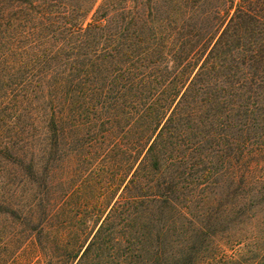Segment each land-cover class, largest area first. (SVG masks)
<instances>
[{
	"label": "trees",
	"instance_id": "1",
	"mask_svg": "<svg viewBox=\"0 0 264 264\" xmlns=\"http://www.w3.org/2000/svg\"><path fill=\"white\" fill-rule=\"evenodd\" d=\"M205 2L0 0V196L7 165L33 178L35 152L58 151L65 131L89 153L110 137L102 153L121 159L108 183L122 186L119 199L94 214L102 218L79 258L121 223L140 226L141 213L149 223L159 222L154 210L188 214L179 199L222 182L229 195L243 190V209L264 202L249 163L264 152L254 131L264 129V0ZM153 255L135 264H168Z\"/></svg>",
	"mask_w": 264,
	"mask_h": 264
},
{
	"label": "rangeland",
	"instance_id": "2",
	"mask_svg": "<svg viewBox=\"0 0 264 264\" xmlns=\"http://www.w3.org/2000/svg\"><path fill=\"white\" fill-rule=\"evenodd\" d=\"M219 3L220 0H207L204 5L211 8ZM256 124L257 121L253 125ZM254 131L259 132L256 137L264 142V129ZM72 138L76 137L65 131L58 151L43 145L35 152L33 178L20 166L7 165L9 177L6 178L10 183L5 185L0 196V208L6 209V212L0 211V255L5 256L4 264H76L83 261L135 264L156 258L152 252L164 255L168 264H264V202L243 209V190L233 187L234 194L229 195L227 181L213 186L205 196L197 194L196 201L190 200L192 196L188 195L185 197L191 202L179 199L188 214L169 209L159 214L154 210L151 219L159 222L149 223L148 216L141 213L143 218L133 222L140 226L134 224L132 228H125L130 225L121 223L117 226L118 233L107 236V243L100 247L101 250H91L88 260L79 258L91 238V230L97 226L93 220L99 224L101 215L104 216L119 199L122 186L117 185L109 191L108 183L118 170L119 174L121 172L111 161L121 159L102 153L110 146V137L99 153L74 149L73 142L67 144ZM76 145L79 146V142ZM249 163L254 167L252 175L264 176V152L251 153ZM259 186L264 190V179L256 188ZM199 198L204 200L198 201ZM152 205L158 204H149ZM102 208L103 213L96 218L94 214ZM144 224H150L151 228H145ZM160 227L164 230L158 234ZM122 230L128 232L120 242L116 241ZM110 244L131 245L127 250L126 246H121L113 255ZM134 244H140L137 245L140 248L130 257L129 250Z\"/></svg>",
	"mask_w": 264,
	"mask_h": 264
}]
</instances>
